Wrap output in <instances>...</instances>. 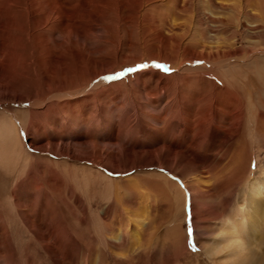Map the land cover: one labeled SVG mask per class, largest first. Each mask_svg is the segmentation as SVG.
<instances>
[{"label":"bare ground","instance_id":"obj_1","mask_svg":"<svg viewBox=\"0 0 264 264\" xmlns=\"http://www.w3.org/2000/svg\"><path fill=\"white\" fill-rule=\"evenodd\" d=\"M205 4L217 11H208ZM224 12L230 17L225 19ZM234 15L236 25L231 30ZM201 17L206 23H200ZM208 20L222 35L215 29L207 28L210 26L206 25ZM249 20L256 23L252 25L255 26L254 31H258L264 41V0H0V104L7 100L29 105L28 111L22 113L20 118L9 111L0 113V163L17 160L20 165L12 190V206L22 213L18 195L24 182L27 190L32 187L36 192L45 191L41 200L36 195L33 201L36 204L42 202L40 206L55 205L53 197L61 189L81 203L87 187L95 184H98L103 198H109L110 195L117 198L119 188L111 185V179L108 180L104 174L91 169L85 172L68 167L58 170L55 165L49 166V162L45 174V162L36 158L34 153L60 154L80 162L84 160L92 166L111 157L116 165L122 157L121 147L116 145L120 144L124 129L133 130L129 126L132 118L137 119L139 114L144 113V103L140 102L143 96L146 97V104L153 106L158 103L164 109L156 115L150 114L158 124V127L151 126L154 131L170 132L180 120L184 122L185 129L172 134L175 137H183L186 131L190 132L194 127L201 134L214 120L213 126L217 130L221 125L222 120H218L221 116L225 114L229 119L232 117L225 141L237 148L232 154L236 164L226 175L229 182L239 181L249 171L253 154L249 141L257 143L260 138L264 139V126H261L263 111H253L248 106L246 110L245 104L227 86L224 99L218 94L219 91L212 98L202 97V85L213 83L207 72L192 77L177 71L167 76L161 70H143L125 79H121L118 74L122 65L142 64L145 59L173 61L177 67L181 60L204 58L211 63L213 71L215 63L222 65L230 61L233 55H240V59L247 60L251 55L229 50V46L231 48V42L237 35L245 39L253 37L249 33ZM208 34H212V44L205 43L206 38H211ZM222 43L228 45L227 50L222 47ZM226 75L229 76L228 72ZM256 75L264 83V68L258 69ZM214 87V91H217L216 85ZM158 88L163 89L166 99L159 98L162 92ZM126 97L131 100V106L122 124H117L105 135L95 132L105 130L110 120L108 108L104 105H112L113 109L121 108L124 104L126 106L127 100L123 99ZM205 98L206 103L212 101V105H206V108L199 106V110H202L191 119L196 123L191 125V103L197 104ZM223 106L226 113L222 110ZM172 108L177 109L173 112ZM80 129L84 131L80 133ZM76 133L75 143L66 141L68 134ZM40 134L47 138L62 137L60 142L48 139L47 144L41 146L31 143L29 147L34 152L30 154L23 145V138ZM105 140L114 146L107 147ZM194 142L195 147H198L199 139ZM179 144L181 142L176 145ZM90 145L93 151L84 155L76 153L78 146L87 150ZM136 147L127 146L123 154L132 159L136 154L145 153L144 150H136ZM162 149L167 151L162 163L168 167L178 162V155L184 153L178 146L151 148L146 151L149 153L148 162L161 165L157 154ZM192 151L196 149L192 148ZM236 155L243 158L238 160ZM188 162L189 159L182 160L181 164ZM157 178L160 181L156 185L163 193L168 196V192L173 190L177 207L183 206L178 186L164 175L159 174ZM249 178L248 184L244 185L247 193L241 192L242 204L238 205L240 214L244 212L245 203L248 209L239 219L228 220L215 236L217 242L209 248L212 252L223 250L229 255L231 264L246 263L249 254H252L250 246L254 245L242 236L249 206L260 194L257 181ZM196 180L192 179L188 183L194 194L202 191L195 184ZM131 181L135 183L134 178L124 179L122 188L133 198L135 189ZM205 191L208 189L205 188ZM260 201L257 208L252 207L253 218L249 230L253 234H257L259 220L264 219V200Z\"/></svg>","mask_w":264,"mask_h":264},{"label":"rangeland","instance_id":"obj_2","mask_svg":"<svg viewBox=\"0 0 264 264\" xmlns=\"http://www.w3.org/2000/svg\"><path fill=\"white\" fill-rule=\"evenodd\" d=\"M206 7L210 12L217 11L213 6L208 8L205 4ZM223 14L225 19L230 17L227 12ZM235 19L234 15L231 21V30L236 25ZM203 22L206 23L205 19L201 17L200 23L203 24ZM248 23H251L249 33L253 37L245 39L237 35L231 42V48L229 46V50L251 55V58L248 57L247 60L240 59V55H236V57L233 55L230 61L227 60L222 65L215 63L213 71L210 67L211 63L204 58L181 60L177 67L173 61L145 59L142 64L122 65L119 74L123 73V75H120V78L131 77L132 74L143 70H161L167 76L177 71L192 77L207 72L213 83H211L212 85H202V89L200 88L202 97L212 98L214 93L219 91L218 94L224 99L227 86V89L239 97L242 104H245L246 110L248 106V109L252 107L253 111L259 110L264 113V83L256 75L258 69L264 68L262 67L264 66V41L261 40L263 38L260 37V33L254 31L255 26L252 25L256 23L251 20ZM206 25L211 26L212 24L208 20ZM206 25L204 24V26ZM210 26L207 28L215 29L221 34L220 30ZM262 32L264 35V28ZM210 36L211 38H206L205 43H213L212 34ZM226 46L228 45L222 43V47L226 49L228 48ZM141 65L143 67H140ZM158 65L163 67H158ZM165 67L168 69L167 71H165ZM127 69L136 70L129 72ZM227 72L229 76L226 75ZM213 84L218 88L217 91H214L216 88ZM158 89L163 91V89ZM127 98H123L127 100V103L121 108L113 109L112 105H104L108 108L107 114L110 120L105 130L99 129L95 132L105 135V133L111 132L117 124H122L126 114L130 112L131 100ZM159 98L166 99L163 92ZM206 98L199 100L197 104L191 103V125L196 124L191 119H194V115L202 110H199V106L206 108V105L208 107L212 105V101L206 103ZM140 100H142L141 104L144 103V113L139 114L137 119L132 118L129 126H132L133 130L126 128L122 131L120 144L116 145L121 147L119 150L122 157L119 158L116 165L111 157H107L101 163L96 162L92 166L84 160L80 162V160L65 158L60 154L34 153L36 158L45 162L43 165L45 174L49 163V166H57L58 170L68 167V169L73 168L77 172L91 169L93 172L104 174L108 180L111 179L109 180L111 185L119 188L117 198L113 195L103 198L98 184H95L87 187L81 203L61 189L56 197H53L55 205L40 206L42 202L39 201L36 204L33 201L36 195V198L41 200L45 191L36 192L32 187L27 190L24 182L18 195L22 212L20 213L11 204L12 190L20 165L17 160L0 163V264H231L229 255L223 250L212 252L209 248L217 242L218 238L215 236L223 225L230 219L233 221L239 219L238 217L243 216L248 209L245 203V209H242L244 212L240 214L238 205L242 204L241 192L247 193V188L244 185L248 184L249 177L257 181L260 194L249 206V214L248 218L246 217L243 231L245 234L242 233L246 241L254 244L253 247L250 246L252 254H249L250 257L248 256L244 264H264V219L259 220L257 234H253L249 230L250 220L253 218L252 209L258 207L260 200H264V183H262L264 182V139L260 138L261 140L257 143L249 141L251 143L249 147L251 146L250 149L253 153L249 171L239 181L229 182L226 172L235 166L236 158L232 154L237 150L236 146H230L228 141H225L232 117L229 119L225 114L221 116L218 119L222 120L221 125L217 130L213 126L214 120L205 127L201 134L198 133V128L194 127V130L190 132L184 131L183 137H175L172 134L177 133L179 129H185L184 122L180 120L170 132L168 130L154 131L151 126L158 127V124L154 122L155 119L150 114L156 115L164 109L158 103L153 106L146 104L147 100L144 96ZM1 103L0 113L9 111L19 118L29 109L26 102L6 100ZM176 109L172 108L171 111L175 112ZM222 110L224 113L227 112L224 106ZM175 121L177 120L175 119ZM261 126H264V121ZM78 131H84V129ZM77 133L68 134L66 141L75 143ZM35 137L30 135L27 139L23 138V145L30 154L34 152L33 148L29 147L31 143L41 146L47 144L48 139L60 142L62 136L47 138L44 134H40ZM198 139L200 144L196 148L194 140ZM177 142H181L180 146L176 145ZM104 143L109 148L114 146L109 140H105ZM129 145H136L138 147L136 150H144L145 153L136 154L132 159L127 158L123 153ZM164 145L178 146L185 155L179 154L178 162L176 161L171 165L172 167H168L162 163L167 155V151L162 149L157 154V159L162 164L156 166L149 163V153L146 151ZM192 148L196 151L193 152ZM93 149L92 145L87 150L78 146L76 153L84 155ZM237 158L241 160L243 157ZM186 159H189L190 162L181 164L182 160ZM216 162L218 164H215ZM159 174L166 176L178 186L182 193L183 206L177 207V203L173 199L175 195L173 190L171 192L168 190L167 196V193H163L161 188L156 185L157 181H160L157 178ZM133 178L135 183L134 181L131 183L136 191L134 190V197L131 198L122 188V182L124 179ZM195 178L197 179L195 184H198L199 189L202 190L196 194L192 190L190 191V185H188ZM49 182L51 183L53 180H49ZM205 188L208 191H205ZM63 198L64 200H62ZM83 218L86 219L83 220Z\"/></svg>","mask_w":264,"mask_h":264},{"label":"snow or ice","instance_id":"obj_3","mask_svg":"<svg viewBox=\"0 0 264 264\" xmlns=\"http://www.w3.org/2000/svg\"><path fill=\"white\" fill-rule=\"evenodd\" d=\"M140 67H143V65H141ZM158 67H163L161 65H158ZM136 69H127V71L131 72V71H135ZM168 69L165 67V71H167ZM118 75H123V73H120Z\"/></svg>","mask_w":264,"mask_h":264}]
</instances>
